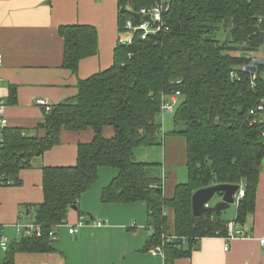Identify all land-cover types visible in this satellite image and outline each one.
Masks as SVG:
<instances>
[{
	"label": "trees",
	"instance_id": "obj_1",
	"mask_svg": "<svg viewBox=\"0 0 264 264\" xmlns=\"http://www.w3.org/2000/svg\"><path fill=\"white\" fill-rule=\"evenodd\" d=\"M160 1L118 0L120 32H125V20L133 13ZM164 1L167 30L145 39L135 35L130 43L117 42L111 66L78 79L75 95L52 104L48 111L43 108L44 117L34 129L2 128L0 186L20 185V170L57 145L62 129L90 127L93 138L78 144L73 165L42 168L43 199L33 205L31 220L40 225V235L11 242L1 264L8 263L15 251L53 250L54 226L66 219L70 207H77L102 166L116 170L102 200L145 202L152 230L146 249L161 245L163 264L189 257L202 237H226L228 222L242 228L253 214L264 169V112L257 109L264 100V62L255 72L244 66L264 50V0ZM58 33L63 39L62 65L76 74L80 60L97 53V30L69 24L60 25ZM176 91L180 96L173 129L163 132L161 104ZM15 97L12 87L5 103H16ZM105 126L113 129L110 137L102 134ZM171 135L184 139L187 179L176 183L167 197L163 162L135 156L141 151L145 158L150 152L142 147H156L162 154ZM221 183L238 184L244 190L234 219L226 220L222 211L194 216L193 192ZM163 234L176 239L163 242Z\"/></svg>",
	"mask_w": 264,
	"mask_h": 264
},
{
	"label": "crops",
	"instance_id": "obj_2",
	"mask_svg": "<svg viewBox=\"0 0 264 264\" xmlns=\"http://www.w3.org/2000/svg\"><path fill=\"white\" fill-rule=\"evenodd\" d=\"M118 18V0H0V99L6 102L11 88L16 90V103L6 104V125L34 129L44 117L36 99L43 98L50 106L56 104L75 95L78 79L109 68L122 35ZM69 24H87L97 30V53L82 58L76 74L62 65L63 39L58 28ZM255 55L262 59L264 50ZM162 130L168 131L163 126ZM37 133L43 135L42 130ZM102 134L110 137L112 127H103ZM92 138L90 127L79 131L62 129L57 145L33 158L31 167L20 170V185L0 186V225L8 237L7 247L0 249V264L9 253V244L24 236L17 232V224L31 221L33 205L43 199L42 168L73 165L78 144ZM178 144L179 161L184 159L185 165L184 139L180 136L166 137L162 152L163 190L167 197L177 183L176 170H172L176 161L172 158ZM115 175L113 167H99L96 180L81 194L77 207H70L66 219L54 226L53 250L15 251L4 264H163L161 254L146 249L152 230L147 226L145 202L102 200L103 189ZM171 175L175 180H169ZM167 214L171 223L172 214ZM79 220L83 224L75 234H69L68 228ZM95 220L104 224L97 226ZM242 228L251 238L202 237L189 257L175 259L174 264L264 263V250L257 241L264 236V169L255 210Z\"/></svg>",
	"mask_w": 264,
	"mask_h": 264
},
{
	"label": "built area",
	"instance_id": "obj_3",
	"mask_svg": "<svg viewBox=\"0 0 264 264\" xmlns=\"http://www.w3.org/2000/svg\"><path fill=\"white\" fill-rule=\"evenodd\" d=\"M168 9V4L164 0L149 6V7H141L136 14L138 15V22H135L133 16L131 15L130 18L125 20L124 29L125 32L119 37L118 42L120 43H130L132 41L131 38L133 36H139L141 39H145L151 34H156L161 30H167L168 28L165 26V22L163 20V12ZM148 17V20L145 19ZM2 64V59L0 57V66ZM234 76V73H233ZM179 91H176L168 96V100L162 102L161 109L167 110L168 112L173 111L174 106L177 101ZM36 103L44 108V110L48 111L50 109V104L43 98H39L35 100ZM258 110L264 112V100H262L261 104L257 108ZM7 124V117H6V103L3 99H0V139H1V131L2 128ZM244 195V190L241 186H239L238 191L235 194L234 202H238L240 198ZM93 223L97 226L103 225V221L95 220ZM83 224L82 220H79L75 226L68 228L69 234H75L78 230V227ZM228 225V235L227 238H235V237H242V238H251L249 234H247L243 228L240 226H235L232 221L227 223ZM17 232L21 235L28 236V235H40V225L36 224L33 221H29L26 223L19 222L17 224ZM52 238H55V234L51 233ZM176 239L173 235H162V240L169 241ZM259 247L264 250V236L259 238L258 240ZM8 245V237L5 234L3 227L0 225V249L6 248ZM228 246L225 244L224 249L227 250ZM153 253H159L163 256L164 260V251L161 245H154L151 248ZM264 264V263H263Z\"/></svg>",
	"mask_w": 264,
	"mask_h": 264
},
{
	"label": "water",
	"instance_id": "obj_4",
	"mask_svg": "<svg viewBox=\"0 0 264 264\" xmlns=\"http://www.w3.org/2000/svg\"><path fill=\"white\" fill-rule=\"evenodd\" d=\"M135 22H138V15L132 14ZM148 20V17H145ZM264 61L260 58L253 59L249 64L244 66V70L249 72H255L257 64H262ZM167 114V112H165ZM239 189L238 184L221 183L207 186L204 188L197 189L191 196V211L194 216L203 217L206 212H220L225 211L230 204L234 203V197ZM220 193L218 196L219 200L213 205H209V201Z\"/></svg>",
	"mask_w": 264,
	"mask_h": 264
},
{
	"label": "rangeland",
	"instance_id": "obj_5",
	"mask_svg": "<svg viewBox=\"0 0 264 264\" xmlns=\"http://www.w3.org/2000/svg\"><path fill=\"white\" fill-rule=\"evenodd\" d=\"M178 102H179V100H178ZM178 102L175 104L174 109H175L176 105L178 104ZM173 117H174V110L172 112L167 113V114H163L162 126H163V129L165 131H167V130L170 131L171 129H173V125H174ZM180 138H182V137H180ZM155 148L156 147H142L141 150H149L150 152H146L145 158H141V151H138L139 153L138 152L136 153L137 155L135 156V159H144V160H148V161H156L154 159H156L158 157L157 159H158L159 163H162V160H161L162 154L161 153L157 154ZM180 149L181 148L179 147V144H178V147H176V154L172 158L173 161H176V163L172 164V170H176L177 177L175 179H177L176 180L177 183L184 182L187 179V171H186V167L184 165V159L179 161L180 152H181ZM158 150L161 151V149H159V148H158ZM160 157H161V159H160ZM263 163H264V159H263ZM158 171H159L158 174L162 175V168L161 167L160 168L158 167ZM172 176L173 175L170 176L169 180H175ZM169 180H167V182ZM218 200H219L218 196L215 195L209 201L208 204L213 205ZM236 206H237V203L234 202V203L230 204V206L225 211H222L223 212V214H222L223 218H225L226 220L234 219L235 214H236Z\"/></svg>",
	"mask_w": 264,
	"mask_h": 264
},
{
	"label": "bare ground",
	"instance_id": "obj_6",
	"mask_svg": "<svg viewBox=\"0 0 264 264\" xmlns=\"http://www.w3.org/2000/svg\"><path fill=\"white\" fill-rule=\"evenodd\" d=\"M179 94H180V92H179ZM179 96H180V95H178V97H177V101H176V103H177V102H178V100H179V99H178V98H179ZM162 102H163V101H162ZM161 105H162V104H161ZM173 110H174V109H173ZM161 111L163 112V114H165V112L169 113L167 110H162V109H161ZM170 112H172V111H170Z\"/></svg>",
	"mask_w": 264,
	"mask_h": 264
}]
</instances>
